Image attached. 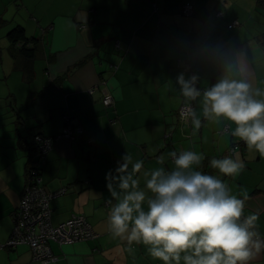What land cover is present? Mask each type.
<instances>
[{
    "label": "crops",
    "instance_id": "crops-1",
    "mask_svg": "<svg viewBox=\"0 0 264 264\" xmlns=\"http://www.w3.org/2000/svg\"><path fill=\"white\" fill-rule=\"evenodd\" d=\"M38 18L25 28L39 40L33 79L1 44L0 246L28 146L59 137L68 118L84 133L58 138L42 165L46 187L67 190L51 201L53 224L82 214L99 237L53 244L57 264H264V0H65ZM184 101L195 103L193 123L179 117ZM210 159L219 199L238 201L258 238L229 240L205 202L166 213L181 193L161 175L195 184ZM0 264L42 263L20 245L0 249Z\"/></svg>",
    "mask_w": 264,
    "mask_h": 264
},
{
    "label": "built area",
    "instance_id": "built-area-1",
    "mask_svg": "<svg viewBox=\"0 0 264 264\" xmlns=\"http://www.w3.org/2000/svg\"><path fill=\"white\" fill-rule=\"evenodd\" d=\"M183 14L189 17L194 16L195 6L185 3L182 6ZM219 17L223 12L218 13ZM240 21L234 20L229 24V29L236 28ZM118 48L120 45L118 43ZM117 69L118 67L115 66ZM93 94L94 90H90ZM103 102L107 107L115 104V98L109 91H104ZM196 106L193 102L184 101L178 110L181 121L195 122ZM231 126L227 125L224 132H230ZM84 133L83 129L72 123L67 118L63 132L59 137L36 136L35 142L39 149V158L30 167L25 189L22 193L19 208L13 213L15 228L9 242L0 246V249L9 247L17 248L20 245H28L33 254V259L42 264H57L58 257L54 254L52 244L60 246L71 245L79 242L95 240L99 234L95 232L85 215L73 214L68 220L53 224V210L51 201L66 193V188L51 192L43 183L42 165L49 152L53 149L58 138L75 140ZM183 149L175 150L172 153V160L177 163L186 156ZM234 155L231 148L219 159H230ZM217 160H211L210 166H215ZM161 181L165 184L178 183L181 196L172 208H167L166 213L184 210L193 203L205 202L208 221L219 224L222 233L229 239H256L252 232V222L243 214L241 205L236 200L219 199L216 182L214 178L203 179L199 185L193 183H179L170 171L161 175Z\"/></svg>",
    "mask_w": 264,
    "mask_h": 264
},
{
    "label": "trees",
    "instance_id": "trees-1",
    "mask_svg": "<svg viewBox=\"0 0 264 264\" xmlns=\"http://www.w3.org/2000/svg\"><path fill=\"white\" fill-rule=\"evenodd\" d=\"M6 26H7V22L3 18L0 17V30L2 28H5ZM5 38L10 43L9 53H10L11 57L13 59H15L16 62L19 59H23L24 64L22 65L21 70L24 72L25 76L29 80L33 79L34 75L30 76L29 74H30V72H32V70L34 68L33 63H34V61L36 59V56H37L38 47L36 45L39 43L38 38L29 37L27 35L25 27L21 26V25H18L16 27L12 28L6 34ZM1 49H2V46H1V39H0V51H1ZM19 66L20 65L18 63V67ZM36 136H43V135H36ZM26 145L27 144H25L24 141H21L20 147L22 149H24ZM38 148L39 147L36 144L35 138H34L33 144L30 143V147L28 146L29 160H28L27 165H26V182H27V178H28V175H29V172H30L31 165L34 162H36L38 160V158H39V149ZM211 160L212 159L208 160L205 165L203 164L201 166V168L199 169V175H198V178H197L195 184L200 183L203 179H208V178L210 179V178L213 177V174H214L213 171H214L215 166H210ZM21 198H22V196H21ZM18 208H19V206L16 208V210ZM14 228H15V223H14ZM12 249H14V248H12Z\"/></svg>",
    "mask_w": 264,
    "mask_h": 264
},
{
    "label": "rangeland",
    "instance_id": "rangeland-1",
    "mask_svg": "<svg viewBox=\"0 0 264 264\" xmlns=\"http://www.w3.org/2000/svg\"><path fill=\"white\" fill-rule=\"evenodd\" d=\"M57 1L61 3L65 0H0V17L7 22V26L0 30L1 44L12 28L18 25L25 28L29 25L34 27V24H38L36 19H39L41 10L46 8L48 3Z\"/></svg>",
    "mask_w": 264,
    "mask_h": 264
}]
</instances>
